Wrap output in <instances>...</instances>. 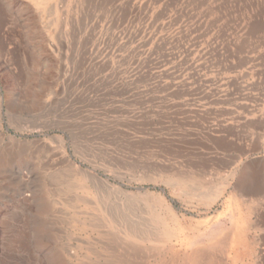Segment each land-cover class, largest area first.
Wrapping results in <instances>:
<instances>
[{
	"label": "rangeland",
	"instance_id": "rangeland-1",
	"mask_svg": "<svg viewBox=\"0 0 264 264\" xmlns=\"http://www.w3.org/2000/svg\"><path fill=\"white\" fill-rule=\"evenodd\" d=\"M0 166V264H263L264 0H0Z\"/></svg>",
	"mask_w": 264,
	"mask_h": 264
},
{
	"label": "bare ground",
	"instance_id": "bare-ground-1",
	"mask_svg": "<svg viewBox=\"0 0 264 264\" xmlns=\"http://www.w3.org/2000/svg\"><path fill=\"white\" fill-rule=\"evenodd\" d=\"M82 16V15H81ZM241 47V46H240ZM6 157V156H5ZM1 167V166H0ZM66 173H67V177L69 179H77V180H80L83 175H81V171L78 172V171H74V170H68L66 169ZM62 172V171H61ZM84 173H87L85 171H82ZM217 172V171H216ZM89 174V173H88ZM217 174V173H216ZM219 174V173H218ZM163 175V174H162ZM220 175V174H219ZM171 176H174V175H171ZM170 176V177H171ZM192 177V176H191ZM248 178H249V174H247V176L243 177L241 180L239 179L238 182L235 184L236 185V190L238 192H242V194H250L251 196V199H248V201L251 202V205L254 206L256 208V206L258 207L259 205H261V202H262V198L264 199V193L263 192H258V189H256V187H251L249 184H248ZM178 180V184L180 185H187V183L190 184V186L194 187V189L196 188L197 190H203L205 188V184L202 182L204 180H202V177L201 176H198V177H194L193 180L190 181V178L188 180H185L183 179V177H178L177 178ZM190 181V182H189ZM236 181V180H235ZM89 182V180H88ZM90 183L92 184L91 185V188L94 192H96V185L95 183H92L91 180H90ZM106 186V188H110L111 185L108 183V182H103ZM257 183V182H256ZM59 186V185H58ZM185 187V186H184ZM187 187V186H186ZM190 188V187H188ZM251 188V189H250ZM195 189V190H196ZM103 191L107 192L105 189H102ZM192 190V189H191ZM253 191L250 192V191ZM262 190V189H261ZM209 191V190H208ZM213 192V191H211ZM98 193V192H97ZM206 195L205 197H202L201 198V201H204V200H212L214 198V196H212L209 192H206L204 191L201 196L203 195ZM246 194V196H247ZM220 195V194H219ZM200 196V197H201ZM217 196V195H216ZM235 196V195H234ZM218 197V196H217ZM69 198V197H68ZM70 199V198H69ZM247 201V200H246ZM231 204H234L236 206V208L238 209H241L239 205V200H235L233 199L232 203ZM264 204V203H262ZM65 205V204H64ZM264 210V209H263ZM107 211V210H106ZM75 212V211H74ZM260 214V213H258ZM113 218V217H112ZM215 218L218 219V217L216 216ZM153 221L154 223L158 224V228H159V231L157 232L156 236L155 235H152L151 237H149L148 235L146 236H138L134 233H131V236L134 237V238H137L138 240H144L146 243H149V244H159V243H163V245H168L171 244V242L173 241V239L175 238V235L173 233V229L170 228L167 224V222L165 221L164 218H160V217H157V216H154L153 217ZM258 221L261 223V224H264V213L260 214L259 215V218H258ZM260 226V225H259ZM243 232V231H242ZM242 235H244L243 233H240V232H235V234L233 235L238 243L239 242H246L245 239L242 237ZM220 237V236H219ZM233 237V238H234ZM227 239H228V235L226 236H223L221 237L220 239L216 240V241H213L210 245H208L207 247H204V248H196L194 250H191L190 251V254H186V257H184V261H187L188 264H220V261L216 258L215 254L222 248L223 245H225V243L227 242ZM115 241V240H114ZM114 243V242H113ZM120 243V242H119ZM180 243V242H179ZM128 244V243H127ZM132 247V246H131ZM180 247L182 248L183 247V250L185 252L188 251V249L191 247V242L190 241H187V240H183L181 241V244H180ZM230 247V246H229ZM231 252L235 251L234 248L236 247H233L231 246ZM227 248V247H226ZM237 248V247H236ZM134 251V250H133ZM230 251V250H229ZM262 251V250H261ZM135 252V251H134ZM227 252V251H226ZM264 252V251H262ZM115 253V252H114ZM225 253V250L224 252ZM221 254V253H220ZM235 254V252H234ZM262 254V253H261ZM138 257V256H137ZM146 257L148 258V255H146ZM218 257V256H217ZM143 258V257H142ZM149 258L150 255H149ZM240 258V256H238V254H235V260H234V263H236V261H238V259ZM126 259V258H125ZM168 263L169 264H173L174 261L177 259V255L175 257V254L174 253H171V256L168 258ZM183 259V258H181ZM232 259V258H231ZM234 259V258H233ZM233 261V260H232ZM131 262V261H129ZM166 261L162 260L161 264H164ZM262 262L264 264V255H263V258H262ZM232 264V262H231Z\"/></svg>",
	"mask_w": 264,
	"mask_h": 264
},
{
	"label": "water",
	"instance_id": "water-1",
	"mask_svg": "<svg viewBox=\"0 0 264 264\" xmlns=\"http://www.w3.org/2000/svg\"><path fill=\"white\" fill-rule=\"evenodd\" d=\"M137 189L142 190L143 188H137Z\"/></svg>",
	"mask_w": 264,
	"mask_h": 264
}]
</instances>
